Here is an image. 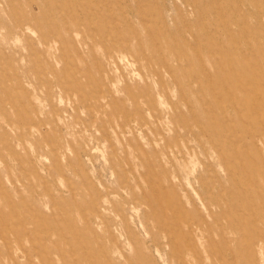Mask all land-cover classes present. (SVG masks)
I'll return each instance as SVG.
<instances>
[{
	"label": "rangeland",
	"instance_id": "1",
	"mask_svg": "<svg viewBox=\"0 0 264 264\" xmlns=\"http://www.w3.org/2000/svg\"><path fill=\"white\" fill-rule=\"evenodd\" d=\"M0 264H264V0H0Z\"/></svg>",
	"mask_w": 264,
	"mask_h": 264
}]
</instances>
